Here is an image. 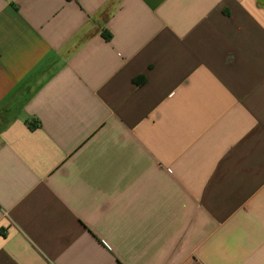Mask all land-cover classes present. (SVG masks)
Wrapping results in <instances>:
<instances>
[{
  "label": "crops",
  "instance_id": "0c3cea01",
  "mask_svg": "<svg viewBox=\"0 0 264 264\" xmlns=\"http://www.w3.org/2000/svg\"><path fill=\"white\" fill-rule=\"evenodd\" d=\"M0 264H264V0H0Z\"/></svg>",
  "mask_w": 264,
  "mask_h": 264
},
{
  "label": "trees",
  "instance_id": "16d2710c",
  "mask_svg": "<svg viewBox=\"0 0 264 264\" xmlns=\"http://www.w3.org/2000/svg\"><path fill=\"white\" fill-rule=\"evenodd\" d=\"M103 36L106 40H109L111 38L110 34L108 32H105L103 33Z\"/></svg>",
  "mask_w": 264,
  "mask_h": 264
}]
</instances>
